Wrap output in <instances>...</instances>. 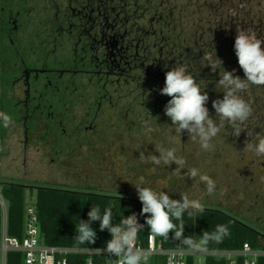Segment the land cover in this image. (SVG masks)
<instances>
[{
	"label": "flooded vegetation",
	"instance_id": "flooded-vegetation-1",
	"mask_svg": "<svg viewBox=\"0 0 264 264\" xmlns=\"http://www.w3.org/2000/svg\"><path fill=\"white\" fill-rule=\"evenodd\" d=\"M199 1L0 0V112L22 129L23 148L36 132L56 143L67 131L75 138L89 133L104 104L116 109L123 102L125 112L138 107L144 118H158L170 99L160 94L165 73L181 64L205 87L214 118L220 77L202 57L215 49L224 69L244 79L236 29L264 39V0H216L213 8L203 0L193 33L181 37L180 19L196 13L187 9ZM256 90L264 93L255 85L242 93L253 108L247 127L264 123ZM82 105L76 121L71 114ZM10 126L0 122V155Z\"/></svg>",
	"mask_w": 264,
	"mask_h": 264
},
{
	"label": "rangeland",
	"instance_id": "rangeland-1",
	"mask_svg": "<svg viewBox=\"0 0 264 264\" xmlns=\"http://www.w3.org/2000/svg\"><path fill=\"white\" fill-rule=\"evenodd\" d=\"M202 2H191L195 7H188L187 11L196 13L180 19L181 28L187 33H180L181 37L193 33L191 25L198 21L200 12L195 8ZM215 2L212 0V8ZM202 15L206 17L208 13ZM254 95H259L260 104L264 103L262 91L256 90ZM117 105L111 109L104 104L96 127L89 133L75 138L67 131L58 143L51 136L36 132L24 149L22 129L17 124L11 125L3 139L0 183L133 194L136 193L134 185H142L164 191L173 200L186 195L190 200H200L204 207L231 212V216L251 226H264V156L244 149L246 140L256 143L264 138V123L249 124L248 128L253 131L251 138L246 131L236 137L230 126H222L212 141V148L204 151L199 140L190 139L186 131L181 135L176 133L164 113L158 118L146 119L138 107L125 112L123 102ZM84 111L85 105H82L71 116L78 121ZM147 127L153 131L148 133ZM160 148H174L177 157L186 161L184 169L176 170L175 163L155 165L147 158H140L141 152L145 157L159 156ZM192 168L215 182L212 194H208L199 176L192 179L185 175ZM29 203L35 204L33 196L27 199ZM162 262V257H151L148 264ZM194 264H204V258H196Z\"/></svg>",
	"mask_w": 264,
	"mask_h": 264
},
{
	"label": "clouds",
	"instance_id": "clouds-1",
	"mask_svg": "<svg viewBox=\"0 0 264 264\" xmlns=\"http://www.w3.org/2000/svg\"><path fill=\"white\" fill-rule=\"evenodd\" d=\"M232 15L235 12L232 11ZM234 50L238 64L244 72V79L234 75V71H227L223 67V61L217 56L215 49L205 53L202 60L212 72L219 73V80L215 82V90L223 93L222 99L212 101L215 117L210 115L206 107L210 97L205 87L197 82V79L181 64L174 66L165 73V84L160 89V94L170 97L164 107V114L171 120L172 128L180 135L186 131L189 138L199 140L204 151L212 148L213 139L219 134L222 126H230L236 137L246 131L248 137H252L253 131L247 127V121L253 113L251 102L245 100L242 93H246L250 86H264V39L257 37L251 29H236ZM218 118V120L216 119ZM0 122L5 128L14 123L12 117L0 112ZM153 128L147 127L151 133ZM258 135V134H257ZM245 150L256 156H264V138L252 143L251 139L245 141ZM159 156L140 153V158H147L155 165L161 163L177 165L176 170L184 169L186 161L176 155L175 149L160 148ZM195 179L199 176L201 182L206 184L208 194L215 190V182L208 176L200 174L198 169L192 168L185 174ZM138 198L142 204L140 215L145 216V224L153 237L159 236L180 241L192 252L204 253L211 242L219 243L230 234L228 225L218 224L211 232L205 231L202 236L185 237L183 217L187 213L192 217L195 212H203L204 206L200 200H190L188 196L181 195V199L173 200L164 191H155L142 185H134ZM88 220H81L76 226L75 239L79 244H94L96 231L92 223L99 221L100 231L107 230L111 239L106 242L102 253L114 256L115 264H148L152 256V250L136 247L139 233L144 229V224L139 223L136 213L123 216L118 224L113 225V209L105 208L103 212L99 206H92L87 213ZM180 221L179 225L173 221Z\"/></svg>",
	"mask_w": 264,
	"mask_h": 264
},
{
	"label": "trees",
	"instance_id": "trees-1",
	"mask_svg": "<svg viewBox=\"0 0 264 264\" xmlns=\"http://www.w3.org/2000/svg\"><path fill=\"white\" fill-rule=\"evenodd\" d=\"M0 192L7 204V231L9 236L21 239L25 220V207L27 199L34 197L38 218V228L41 239L45 245L67 246L82 248H104L106 242L111 239L107 230L100 231L99 221L93 222L92 227L96 231L94 244H79L76 239V226L80 219L88 220L87 213L92 206H99L101 211L111 207L113 209V225L118 224L123 216L136 213L139 223L144 224V229L139 233L137 241L146 244L150 235L145 224V216L140 215L142 204L137 192L117 193L97 191L93 189H71L55 185H39L37 187L26 186L15 182L0 183ZM204 211L195 212L192 217L184 214L185 237L199 238L205 231H213L218 224L228 225L230 234L219 243L211 242L207 245V251H235L240 250L243 244H248L252 249L264 250V226H251L244 221L231 216L227 211L217 208L204 207ZM179 225L180 221H173ZM1 225V224H0ZM156 236L165 249H184L180 241ZM195 258L189 256L185 264H194ZM6 264H22L21 255L9 253ZM68 264H85L83 257L68 258ZM93 264H106L103 259L96 258ZM204 264H228V260L221 256H206ZM236 264H242V258L236 259ZM257 264H264V257L257 260Z\"/></svg>",
	"mask_w": 264,
	"mask_h": 264
},
{
	"label": "built area",
	"instance_id": "built-area-1",
	"mask_svg": "<svg viewBox=\"0 0 264 264\" xmlns=\"http://www.w3.org/2000/svg\"><path fill=\"white\" fill-rule=\"evenodd\" d=\"M0 264H6L9 253L21 255L22 264H68V258L81 256L85 264H93L96 258L103 259L106 264H115L117 259L109 256L98 248H82L67 246L45 245L41 239L35 204L25 207V220L23 236L21 239L9 236L7 231V204L0 192ZM136 247L145 250L151 249V257H162V264H185L187 257L195 259L206 256H221L228 260V264H236L237 258H242V264H257L260 257H264L263 249H252L248 244H243L240 250L235 251H206L204 253L190 250L165 249L161 241L156 240L151 234L146 244L136 240ZM150 257V258H151Z\"/></svg>",
	"mask_w": 264,
	"mask_h": 264
}]
</instances>
